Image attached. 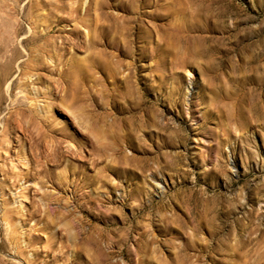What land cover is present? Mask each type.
<instances>
[{"label":"rangeland","instance_id":"obj_1","mask_svg":"<svg viewBox=\"0 0 264 264\" xmlns=\"http://www.w3.org/2000/svg\"><path fill=\"white\" fill-rule=\"evenodd\" d=\"M29 13L40 22H21L10 42L43 65L12 79L31 93L22 108L33 100L47 117L42 130L60 131L52 136L68 154H40L27 110L12 113L23 95L4 85L0 264H177L185 255V264H264V0H0V15ZM149 110L141 143L126 142L122 130ZM102 125L114 145L95 143ZM82 175L93 195L100 175L104 203L79 201L99 248L76 259L43 216L65 221L57 210ZM10 229L19 247L4 240Z\"/></svg>","mask_w":264,"mask_h":264},{"label":"bare ground","instance_id":"obj_2","mask_svg":"<svg viewBox=\"0 0 264 264\" xmlns=\"http://www.w3.org/2000/svg\"><path fill=\"white\" fill-rule=\"evenodd\" d=\"M30 7V6H29ZM35 7V6H34ZM32 8V7H30ZM29 8V9H30ZM8 13V12H7ZM10 13V12H9ZM12 14V13H11ZM10 14V15H11ZM14 14V13H13ZM7 16V15H0V53L3 51V49L5 50V55L2 59H0V101L3 100V95L2 94V88L3 86L5 87V90H4V93L7 92L6 94H9V90L10 88L12 87H15V85L17 86L16 88L19 89L18 91V95L19 94H22L23 96H16L13 100V114L16 115H22V113H24V111L27 110L29 116H30V120L29 119H26L24 120V122L27 123V125H31L32 128L31 129H34L36 131V135L40 136V141L39 142H42L44 141L45 143L42 145L44 147V150L43 152H41L40 154L44 153V157L45 156H49L51 155L50 152H53L54 151H59V156L57 157H52L53 159H50L51 161L53 162H60V158L63 157V155H67L68 152L66 151H62L61 150V147L59 146V144L62 142V141H57V139L53 138V133L58 135V136H63L61 135L60 131L57 132V130H52L50 129L51 127H46L45 130H42L43 128L42 127H45L44 123H46V116L45 115H42L40 114L41 111H39L35 104H33V100L30 102V104L27 106L26 105V109H23L22 107L24 106V101L26 98H28V94L31 95V93L27 92L25 89L21 88L20 84H19V81L16 83L15 80L12 79L13 75L15 74V72L17 71L18 75H25V70H24V67H27L29 68L30 70L31 69H37L38 66L40 65H43L42 63L39 62V55L38 54H34V55H30L28 58H25V60H23L24 58H22L20 55V52H22V50L24 49L21 48V46L19 45L20 42H18V46H14L11 44L10 42V37H11V34L13 33H18L19 31L22 32V29L21 27H19L20 24H22L21 22L23 23H27L29 25H33L36 26L37 23L40 22V18L37 17L36 15H33L32 13H29L27 15V17H24V18H14V17H10ZM16 15V14H15ZM35 28V27H34ZM35 32V31H34ZM26 33V31H25ZM15 36V35H14ZM42 38V34L40 35ZM16 37V36H15ZM37 37V36H36ZM108 37V35H107ZM26 38V37H25ZM24 38V39H25ZM40 38V37H38ZM37 38V39H38ZM35 38H32V39H29L27 40L29 43L30 42H34L35 40H37ZM103 39V38H102ZM109 39V38H108ZM20 40V39H19ZM26 40V39H25ZM107 38L105 37L104 38V42L102 45H104L105 47H109L110 45L108 44L109 42L106 41ZM12 41V40H11ZM21 41V40H20ZM108 42V43H107ZM25 44V43H24ZM31 45V44H30ZM20 46V47H19ZM9 47V49H8ZM118 50H122V48L120 47H117ZM34 50V49H33ZM32 50V51H33ZM30 52V51H29ZM103 54L106 53V51H102ZM106 61V56L104 57L103 59V62L105 63L104 65H106L107 62ZM43 69H46V67H43ZM19 77V76H18ZM19 79V78H18ZM21 79V78H20ZM19 79V80H20ZM27 79V78H26ZM29 81V80H28ZM24 87V86H23ZM188 89V88H187ZM24 91H26V93H24ZM35 95V93H34ZM6 97V96H5ZM4 101V100H3ZM10 101V100H9ZM133 102H136V105L137 104H140V105H144L146 106L147 103L143 100V97H139L137 100H133ZM138 102V103H137ZM11 103V102H10ZM185 103V102H184ZM186 104V103H185ZM68 108V107H67ZM146 108V107H145ZM150 109V108H149ZM148 110V109H147ZM189 110V109H188ZM147 114L150 113V110L149 111H146ZM73 113V112H72ZM13 116V115H12ZM9 117V116H8ZM154 116H152V113L149 114V117L147 119L144 118V122L140 121L139 123H135L134 121H130L126 126H123V127H126L124 130H122L121 133H123V138L126 140V142L128 143H137V144H140L141 143V137H140V132H142L143 134L146 132V129L148 128V125H149V122H150V119L149 118H153ZM17 121V120H16ZM99 121V120H98ZM153 121V119H152ZM127 121H125L124 123H126ZM142 122V123H141ZM154 122V121H153ZM95 123V122H94ZM100 123V122H99ZM6 124V123H5ZM16 124V123H15ZM14 124V125H15ZM40 125V126H39ZM98 125V124H97ZM104 125V124H103ZM103 125L101 126V128H94L95 130V135L93 134V137H94V141L96 144H103V142L105 141H110L113 145L115 144V132H112L113 130L111 129H107V125L106 127H103ZM154 125V124H153ZM6 127V126H4ZM16 127H19L18 125H16ZM14 128V127H13ZM12 128V130H13ZM22 128V127H21ZM112 128V127H111ZM7 129V128H6ZM23 129V128H22ZM37 129V130H36ZM113 129V128H112ZM11 130V129H10ZM148 130V129H147ZM10 132V131H9ZM142 134V135H143ZM46 137H49V140H46L45 138ZM145 138V137H144ZM42 140V141H41ZM108 142V143H110ZM106 143V142H105ZM133 143V144H134ZM145 143V142H144ZM42 144V143H41ZM143 144V143H142ZM109 146V145H108ZM112 146V145H110ZM131 146V145H130ZM133 146V145H132ZM138 146V145H137ZM144 146V145H143ZM141 147V146H140ZM93 148V147H92ZM101 148V147H100ZM108 149V148H107ZM61 150V151H60ZM105 150V148H104ZM101 152V151H100ZM104 152V151H103ZM105 153V152H104ZM73 153H69V155H72ZM99 154V153H98ZM103 154V153H101ZM119 154V153H118ZM100 156V154H99ZM71 157V156H70ZM103 157V156H102ZM50 158V157H49ZM101 158V156H100ZM102 159V158H101ZM49 161V160H47ZM46 161V162H47ZM45 162V163H46ZM35 163V162H34ZM41 163V162H40ZM48 163V162H47ZM100 163V161H98V159H95L93 160V165H92V168L93 166H96ZM82 164V163H81ZM42 165V164H41ZM84 165V163H83ZM99 166V165H98ZM106 167V166H105ZM102 168V167H101ZM103 169H104V166H103ZM98 171V170H97ZM103 172V170H101ZM106 171V170H105ZM67 173V172H65ZM104 173V172H103ZM72 174L74 175V173L72 172ZM76 175V174H75ZM84 175V174H83ZM82 175V178L81 179H78L76 176L71 180L69 181V187H71V185L74 184V188L73 190L71 191V197L69 198V201L68 200H65V203L63 204L62 201H63V198L64 197H51L50 198V202L51 203H55L57 205H61L63 204V206H59L60 210H57L59 216H63L62 219H64L65 221L62 222V223H59L56 222L57 224H55L52 220L51 217H48L46 215L43 216V220L44 222L46 223L45 225V228H49L50 226L52 228L54 227H59L60 226V229L64 231V243H65V247L70 249L69 247H72V249L74 248V252H75V258L77 259L78 257H80V254H83V255H86L87 257H89V255H95L96 254V251H97V248H99V243H98V238L96 237H93L92 234H88L86 233V231L84 230V225H83V219H82V215L83 216H86V212L83 208V204L81 202H79L80 200H82V202H86V203H95L97 206H99L100 204L104 203V200L101 199L99 196H98V191L100 192L101 190L100 187L101 185L98 184V183H101L102 184V181L100 180V175L99 177L97 178L98 180L95 181V190L97 191L94 195L92 194V190L91 192L87 193V192H83L82 191V188H85L84 186L87 185L88 183L86 182V178H84L85 176ZM95 175V174H94ZM93 175V176H94ZM51 178V177H50ZM100 178V179H99ZM103 178V177H102ZM105 178V177H104ZM103 178V180H104ZM93 179V178H92ZM81 181L82 183L79 184L78 181ZM106 180V179H105ZM104 180V182H105ZM92 181V180H91ZM90 183V182H89ZM105 185V184H104ZM103 185V186H104ZM62 186L63 184L60 182V184L58 186H55V188L59 191L62 190ZM89 187V186H88ZM92 188V186H91ZM93 189V190H94ZM100 194V193H99ZM67 199V198H66ZM262 203H264L263 201L262 202H258L257 205H262ZM68 204L71 205L72 209L68 208ZM38 207L37 206V209L36 211L38 210ZM78 209V213H79V218H78V215L75 214V210ZM241 208H239L240 210ZM229 210V209H228ZM262 210H264V207H260L258 209V217L261 216L262 214ZM231 211V209H230ZM254 210L251 209L249 210L248 212H245L246 213V219H247V223H250L251 224V221L248 219L250 218L253 214H254ZM260 212V213H259ZM58 218V216L56 215V219ZM262 221H264V215L262 217H260ZM203 220H205V222H208V220L206 218H204ZM248 225V224H246ZM7 237H5L4 240H7V242L9 244H12L15 246H18V242L15 240V235H14V232L12 229H10V233H9V236L8 238L6 239ZM3 240V239H2ZM2 242V241H1ZM2 243H5V242H2ZM12 247V246H11ZM19 247V246H18ZM185 250V249H184ZM73 252V250H72ZM85 257V256H84ZM201 257L200 253H198V255L196 256L197 260H199V258ZM73 258V257H72ZM96 258V257H95ZM191 258V255H185L183 256L181 259H179V256H175V263L177 264H185L189 259ZM74 259V258H73ZM233 261V260H232ZM235 262V261H234ZM239 262V261H238ZM235 264H238V263H235Z\"/></svg>","mask_w":264,"mask_h":264}]
</instances>
